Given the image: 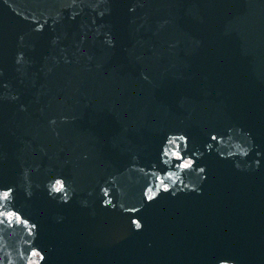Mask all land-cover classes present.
<instances>
[{
	"label": "water",
	"instance_id": "obj_1",
	"mask_svg": "<svg viewBox=\"0 0 264 264\" xmlns=\"http://www.w3.org/2000/svg\"><path fill=\"white\" fill-rule=\"evenodd\" d=\"M0 264H264V0H0Z\"/></svg>",
	"mask_w": 264,
	"mask_h": 264
},
{
	"label": "clouds",
	"instance_id": "obj_2",
	"mask_svg": "<svg viewBox=\"0 0 264 264\" xmlns=\"http://www.w3.org/2000/svg\"><path fill=\"white\" fill-rule=\"evenodd\" d=\"M102 191H103L104 195L107 196V192H106L104 189H102ZM103 204L108 205V204H110V201L107 200V199H105V200L103 201ZM134 228H135L136 230H139V229L142 228V224H141L138 220H136Z\"/></svg>",
	"mask_w": 264,
	"mask_h": 264
}]
</instances>
